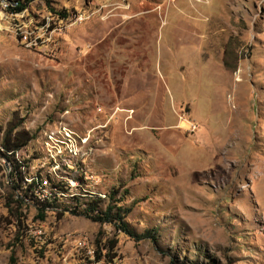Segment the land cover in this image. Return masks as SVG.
I'll list each match as a JSON object with an SVG mask.
<instances>
[{
	"label": "rangeland",
	"instance_id": "374dc122",
	"mask_svg": "<svg viewBox=\"0 0 264 264\" xmlns=\"http://www.w3.org/2000/svg\"><path fill=\"white\" fill-rule=\"evenodd\" d=\"M2 2L0 142L14 124L31 140L16 152L28 165L18 190L0 155V264H264V0ZM117 45H150L157 72H172L167 114L185 142L167 151L150 110L103 103ZM32 178L65 188L43 218L39 194L19 195ZM111 190L141 237L69 198L105 208Z\"/></svg>",
	"mask_w": 264,
	"mask_h": 264
},
{
	"label": "crops",
	"instance_id": "0c3cea01",
	"mask_svg": "<svg viewBox=\"0 0 264 264\" xmlns=\"http://www.w3.org/2000/svg\"><path fill=\"white\" fill-rule=\"evenodd\" d=\"M111 43L114 45V42ZM117 46L119 49H116V52L110 46L108 47L106 52L108 54L107 68L105 69L109 88L116 93V96L104 92L103 103L113 108H146L150 110L148 121L157 129V140L167 151L185 142L183 131L178 126L184 121L178 119L171 121V117L167 114L166 102L167 99L170 100L168 74H172V72H157V61L155 62L153 57L151 59L147 55V53H152L150 45L144 47L147 53L139 56L135 54L139 51L136 52L132 46L128 52L126 49H120V45ZM164 48L165 60H163V64L167 67L168 46L165 45ZM115 84L119 86L117 90ZM113 98L114 100H112Z\"/></svg>",
	"mask_w": 264,
	"mask_h": 264
},
{
	"label": "trees",
	"instance_id": "16d2710c",
	"mask_svg": "<svg viewBox=\"0 0 264 264\" xmlns=\"http://www.w3.org/2000/svg\"><path fill=\"white\" fill-rule=\"evenodd\" d=\"M30 1L32 0H23V2L17 1L16 5L10 9L12 12L22 11ZM30 140L31 136L29 133L23 129H20L18 124L9 126L3 131L2 141L0 142V155L7 161L8 165H11L9 175L13 181V189L15 190L20 189L22 185L21 182L24 180L21 167L24 166L26 168L28 166L26 162L16 158V152L27 145ZM33 182L34 181L26 183V188L23 190V193L19 195L25 196L30 192V194L34 196L32 190V186L34 184ZM51 186L55 187V189L51 191L50 196L44 199V201L34 204L38 211L37 215L40 218L44 217V211L46 210V207L52 205L56 201V194L58 190H65L64 186H61V184L58 185L53 183ZM116 192V190H111L106 195L107 198L105 197L107 199L105 208L99 209L97 207L99 206L100 202L104 201V199L100 197L86 196L85 198V194L82 195L80 192L79 194H72L69 196V198L71 199L72 204H74V208H79V213L85 215L87 218L93 221L112 223L123 233H126L130 236L141 237L139 236L141 234H135L134 231L129 227L128 222L124 219L123 214L120 212L121 206L115 205V202L113 204L111 203ZM95 255L98 259L100 256H102L101 252H96Z\"/></svg>",
	"mask_w": 264,
	"mask_h": 264
},
{
	"label": "built area",
	"instance_id": "2783aa9c",
	"mask_svg": "<svg viewBox=\"0 0 264 264\" xmlns=\"http://www.w3.org/2000/svg\"><path fill=\"white\" fill-rule=\"evenodd\" d=\"M2 3H3V7L12 8V7H14L16 5L17 1L11 3V2H4V0H3ZM18 12H20V11H18ZM18 12H15V13H18ZM82 17H83L82 14L79 13V12H75V13H73V14H71L69 16V18L72 19L73 22L80 21L82 19ZM195 127H196V124H194L193 122H189V126H188L187 129L188 130H193ZM60 132H62L61 135H62V138H63V141H62L63 144L67 145V143L70 142L69 134L67 132H65L63 128H61ZM47 137H48V139H51V140L53 139V135L50 134V133L47 134ZM55 139L56 138L54 137L53 143L55 142L54 141ZM56 144H58V143H56ZM55 146H54V148H55ZM29 181L30 182L34 181V178L30 179ZM32 190H33V193L36 194L37 197H38V194H39V196L41 197V198H39L40 200H44L45 198L50 196L51 191L54 190V187L50 186V183L45 178H41L40 180H36V182L33 184Z\"/></svg>",
	"mask_w": 264,
	"mask_h": 264
}]
</instances>
